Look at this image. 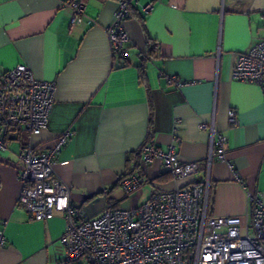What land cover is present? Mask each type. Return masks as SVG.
Wrapping results in <instances>:
<instances>
[{
    "label": "crops",
    "instance_id": "1",
    "mask_svg": "<svg viewBox=\"0 0 264 264\" xmlns=\"http://www.w3.org/2000/svg\"><path fill=\"white\" fill-rule=\"evenodd\" d=\"M83 1L82 22L71 23L67 0H0V73L25 64L36 78L55 83L47 127L32 136L13 130L0 149V264H55L66 228L62 212L35 220L17 201L23 140L49 149L72 130L54 169L71 203L95 216L108 204L134 206L200 179L209 143L198 124L213 115L231 167L211 165L209 214L243 218L245 189L264 194V95L259 85L231 77L235 53L264 37V0H134L124 58L112 54L105 31L117 0ZM147 3L152 9L145 12ZM167 76L183 84L174 88ZM146 140L161 149L173 145L180 160L199 161V172L174 181L160 160L141 163ZM133 173L144 180L127 196L119 180Z\"/></svg>",
    "mask_w": 264,
    "mask_h": 264
},
{
    "label": "built area",
    "instance_id": "2",
    "mask_svg": "<svg viewBox=\"0 0 264 264\" xmlns=\"http://www.w3.org/2000/svg\"><path fill=\"white\" fill-rule=\"evenodd\" d=\"M133 1L117 0L113 21L105 29L114 56H128L125 21ZM67 5L71 23L82 22L85 3L67 0ZM151 9V3L142 7L145 12ZM231 77L259 85L264 95V37L235 53ZM166 81L174 88L183 84L175 77L167 76ZM54 91L53 81L36 78L25 64L0 73V149L5 147L4 132L20 130L32 136L47 127ZM228 120L236 123L234 109L228 111ZM198 128L208 133L209 143L200 179L156 192L134 206L108 204L95 216L71 203L69 186L54 169L56 156L72 130L57 135L49 149L23 141L18 154V203L32 219L47 220L55 212H62L66 219L55 264H264V194L245 189L248 211L243 218L209 214L211 165L214 160L226 161L230 167L231 163L226 158L227 138L216 128L214 116L201 121ZM155 159L174 181L189 179L200 170L199 161L180 160L173 145L161 149L144 143L141 163ZM234 177L241 182L236 171ZM143 180L133 173L121 180V187L129 196ZM4 241L0 229V247Z\"/></svg>",
    "mask_w": 264,
    "mask_h": 264
},
{
    "label": "trees",
    "instance_id": "3",
    "mask_svg": "<svg viewBox=\"0 0 264 264\" xmlns=\"http://www.w3.org/2000/svg\"><path fill=\"white\" fill-rule=\"evenodd\" d=\"M80 1H83V0H80ZM83 2H84V1H83ZM148 55H150V54H148ZM116 56H117V57H120V58H123V57L120 56V55H116ZM146 56H147V54H144V59H146ZM142 74H143V68L140 67V76H141V77H142ZM152 115H153V108H152V105L150 104V115H149V127H150V131H149V134H151V132H152V130H151ZM3 136L6 137V136H7V133L4 132ZM23 141H25V140H23ZM23 141L21 142V144H23ZM5 142H6V141H5ZM146 142H149V141L146 140L144 143H146ZM139 154H140V150H139ZM125 176H127V175H125ZM125 176H122V177L120 178L119 183H121V180H122ZM208 199H209V201H210V199H211V184H210V190H209V196H208Z\"/></svg>",
    "mask_w": 264,
    "mask_h": 264
},
{
    "label": "rangeland",
    "instance_id": "4",
    "mask_svg": "<svg viewBox=\"0 0 264 264\" xmlns=\"http://www.w3.org/2000/svg\"><path fill=\"white\" fill-rule=\"evenodd\" d=\"M129 207V206H128Z\"/></svg>",
    "mask_w": 264,
    "mask_h": 264
}]
</instances>
